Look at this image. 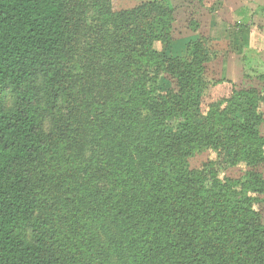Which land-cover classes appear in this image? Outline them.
Instances as JSON below:
<instances>
[{"label": "trees", "instance_id": "16d2710c", "mask_svg": "<svg viewBox=\"0 0 264 264\" xmlns=\"http://www.w3.org/2000/svg\"><path fill=\"white\" fill-rule=\"evenodd\" d=\"M140 2L117 14L102 6L114 25L102 28L108 97L94 114L82 169L89 211L80 201L66 212L83 220L101 212L102 231L118 233L111 244L127 264H264L259 99L237 92L204 113L205 41L184 57H163L154 45L171 41L173 9L164 0ZM76 20L73 0H0V264L99 261L70 250L43 196L52 163L81 168L75 118L51 133L43 127V114L74 79L66 55ZM208 150L241 157L250 169L237 179H222L213 161L192 169L190 160ZM102 264H114L103 248Z\"/></svg>", "mask_w": 264, "mask_h": 264}, {"label": "rangeland", "instance_id": "374dc122", "mask_svg": "<svg viewBox=\"0 0 264 264\" xmlns=\"http://www.w3.org/2000/svg\"><path fill=\"white\" fill-rule=\"evenodd\" d=\"M173 9L174 22L170 42H155L154 48L167 58H181L187 53L188 46L199 39L205 41L210 51L207 64V90L203 97L202 110L209 111L212 104L222 102L228 105L235 93L247 91L258 99V106L264 119V0H164ZM140 0H73L77 20L74 36L67 57L74 79L67 86L66 97L56 106L43 114V127L51 133L57 124L74 117V130L80 134L78 139L79 157L76 174L66 172L60 164L52 163L50 176L45 177L43 196L49 204L55 221L64 226L67 234L63 237L71 251L96 254L98 264H102V248L110 255L114 264H127L123 250L112 245L118 233L112 227L110 235L102 231V213L86 220L71 219L67 213L78 203L83 202L89 211L82 194L83 171L94 139V114L102 107L108 97V87L102 78V28L109 30L114 22L105 23L103 5L110 13L117 14L138 7ZM14 103L13 95L6 98V108ZM264 136V123L259 128ZM241 157H229L212 150L199 153L190 160L192 169H199L208 162L217 164L220 177L241 178L250 169ZM261 160V159H260ZM256 167L264 174V163ZM262 200L264 196L260 197ZM67 203H71L68 205ZM264 224V201L257 207ZM71 219L70 224L65 221ZM78 222V223H76Z\"/></svg>", "mask_w": 264, "mask_h": 264}]
</instances>
